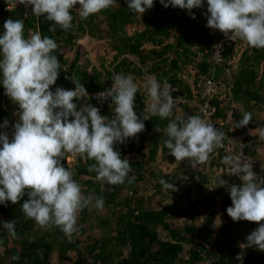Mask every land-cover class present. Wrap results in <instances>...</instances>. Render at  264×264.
Segmentation results:
<instances>
[{
    "label": "clouds",
    "instance_id": "9594fccd",
    "mask_svg": "<svg viewBox=\"0 0 264 264\" xmlns=\"http://www.w3.org/2000/svg\"><path fill=\"white\" fill-rule=\"evenodd\" d=\"M159 2L165 8L172 6L185 9L193 18L195 13L192 9L204 8L206 5V12L203 14L206 16L207 27L219 30L231 40L240 38L249 47L264 48V0ZM5 3L8 8L18 4L32 7L34 15H43L45 19L54 21L67 30L72 26L73 20L70 10L76 5H79V16L87 18L109 8L117 0H5ZM126 4L131 12L143 14L154 6V0H126ZM57 46L54 38L42 36L40 32L25 37L22 19L8 18L4 21L3 31L0 32V85L3 86L5 95L18 106V117L11 124V134L0 131V205L6 206L9 201L15 204L26 194L27 199L23 200L20 207L27 218L44 227L57 226L65 235L71 236L77 229V213L93 199L94 206L102 209L104 198L93 195L85 197L81 185L74 178L73 172L61 162V158L68 152L67 163L70 167L79 163L80 158L81 161L92 160L94 162L88 165V171L95 172L98 180L111 185L123 184L131 171V165L129 159L122 157L114 146L124 144L130 138H137V134L145 129L144 120L147 117L141 118L135 111V97L140 86L130 73H114L113 83L109 88L94 91L97 92L96 99L101 102L110 98L113 113L111 117L102 115L100 109L90 103L77 107L74 98L89 96L83 83L78 86L75 84L72 89L58 86L53 90L51 86L55 85L60 74V61L53 54ZM246 49L248 47L235 50L230 57L224 55V61L216 65L215 77L220 80L219 99L227 107L226 120L219 118L218 122L225 121L223 127L225 124L228 126L224 127V131L227 127L232 131V134H226L245 143L252 141V137L260 136L263 141L259 153L262 152L264 158V133L255 135L253 131L258 127L264 128V119L256 114L255 108L258 107L255 100L251 103L254 106L253 113L245 109L240 120L233 114V107L236 108L237 105L233 93L235 74L240 55ZM214 54L215 52L211 57L212 62ZM202 60L203 56L199 52L195 56V62L188 65L191 66L188 69L194 72L193 75L200 73L199 66L195 63ZM224 62L231 66H225L221 70ZM218 69L221 70L220 73H217ZM231 69L232 73L228 77L226 72ZM142 87L148 97L147 112L161 118L172 116L175 98L171 94L170 84L166 81L162 84L154 75H147ZM249 122L253 130L247 125ZM9 124L5 119L0 123V129L8 128ZM235 125L241 128L236 129ZM164 132L167 136L164 144L175 160L189 158L193 170L205 169L206 179L204 177L202 187L195 184V192H186L189 199H200L199 205L194 204L197 210L205 211L206 204L214 197L209 191L213 186L206 171L207 165H214L211 169L219 172V181H224L219 185H228L221 166L216 165L219 159L217 149L223 145L225 132L199 115L186 113L171 119ZM222 162L228 166L229 173L239 177L241 183L230 185L232 203L229 207L226 201H221L222 196L217 194L214 205L220 202V206H217L219 212L216 213V207L209 209L215 213L211 224L218 228L224 221L225 208L231 217L226 221H264V184L256 181V173L250 170L252 165L241 164L240 157L233 155L223 156ZM192 173H196L193 175L194 180L201 179L198 172ZM128 182L131 183V178ZM159 183L166 190H176V186L164 178ZM188 197L183 198L188 201ZM189 218L192 219L191 216ZM15 224V219L0 220V229L15 234ZM222 230L220 228L213 241L215 244L211 243L212 245L216 246L217 243L222 247L226 242L230 246L238 244L237 229L233 228L230 233H222ZM244 246L264 251V223H259L247 235Z\"/></svg>",
    "mask_w": 264,
    "mask_h": 264
},
{
    "label": "trees",
    "instance_id": "16d2710c",
    "mask_svg": "<svg viewBox=\"0 0 264 264\" xmlns=\"http://www.w3.org/2000/svg\"><path fill=\"white\" fill-rule=\"evenodd\" d=\"M76 10H79V5L70 10L73 16L72 26L65 30L54 21L45 19L43 15H34L32 7L19 4L8 8L5 0H0V32L3 31L4 21L13 18L24 21L25 37L40 32L42 36L54 38L58 46L53 54L60 61V74L55 85L51 87L53 90L58 86L72 89L75 84L78 86L83 83L89 96L74 98L78 108L90 103L97 106L102 115L111 117L113 113L110 98L100 104L93 93L109 88L113 83L114 73L132 74L134 81L140 86L134 108L141 118L147 117V120H144L145 129L137 134V138H130L124 144L118 143L114 146L122 157L129 159L131 165V171L123 184L111 185L98 180L95 172L88 171V165L94 162L92 160L81 161L80 158L79 163L70 167L67 163L68 152L61 158L64 166L73 172L74 178L81 185V190L86 194L91 193L94 197L104 198L102 209L105 213L103 216H97L98 226L102 230L100 236L90 235V238L84 240L80 238L84 233L81 222L89 215L86 207L81 210V222L77 223V229L71 236L65 235L57 226L39 225L33 219L27 218L20 207L23 200L27 199L25 194L15 204L9 201L6 206L0 205V220L16 221L15 234L0 229V264H227L226 261H235L236 254L241 249L239 244L230 246L226 242L222 247L217 243L216 246L212 244H215L213 241L220 228L223 229L222 233H230L233 228L237 230L240 228L241 221L244 223L248 221L232 219V222L226 221L231 217L225 208L224 221L217 228L215 224H211L215 218L214 210L209 209L218 193L222 196L221 201H226L228 207L231 205L230 185H239L241 183L239 177L231 179L227 186L218 185L215 188L214 193H211L214 196L213 200L206 204V212L194 210L195 212H190L192 218L190 221L177 224L170 221V218L177 217L182 211H192L191 209L196 207L186 192L188 190L195 192L193 190L195 184L202 187L204 177L206 179L205 169L198 171L201 179L194 180L193 175L196 173L193 174L189 166L178 169L175 174L169 172L164 175L154 165L159 149L165 155H171L164 144V140L167 139L164 129L171 119L184 116L185 113L203 118L198 110L200 93L195 92L200 88L195 84L210 66L216 67L217 63L212 62L211 57L215 52V42L224 35L217 29H214L216 33L213 34L210 32L212 28L206 26V16L203 14L206 12V5L204 8L192 9L195 13L193 18L185 9L172 6L165 8L159 0H154V6L143 14V22L139 24L137 23L140 13L131 12L127 8L126 0H117V3L109 8L87 18H81L79 11ZM98 19L106 23L108 35L114 38L111 41L115 51L114 63L111 61L109 64L105 57H102L101 63H94L92 68L88 69V64L80 62L81 51L76 45L83 34L104 37ZM138 25L141 28L137 29ZM131 28L132 33L129 32ZM241 41L245 42L239 38V42ZM75 46L77 47L75 56L70 57L66 50ZM225 47L224 55L230 57L232 52H235V43L231 41ZM245 47L248 49L242 52L238 60L236 82L233 87L237 100L233 114L238 120L242 118L245 109L253 113L254 106L251 100H255V105L259 108L260 102L264 99V48L249 47L246 42ZM199 52L203 60L195 64L199 66L200 73L184 76L181 70L195 62V56ZM225 64L226 62L221 65V70L225 66H231ZM220 69L217 73L221 72ZM188 71L190 72L189 69ZM145 74L155 75L162 84L166 81L171 85V94L175 98L172 116L161 118L146 111L148 97L142 87L143 81L140 80V75H144L143 79L146 78ZM213 103L218 109L214 115L218 118L214 122L217 123L219 118L226 120L227 107L221 104L217 96ZM17 107L5 95L4 88L0 85V123L5 119L14 123L18 117ZM226 126L228 124L224 125ZM235 128L241 127L235 125ZM223 132L232 134L229 127ZM252 138L254 140L246 142L244 148L250 155L259 153L258 149L263 141L260 136ZM173 158L175 160L174 156ZM183 162L188 165L190 159L185 158ZM216 165L222 166L220 159ZM263 165V160L258 158L255 170L264 175ZM158 177L172 182L176 190H171V193H176L182 198L188 197V203L171 199L169 204L147 206L146 198L149 196L139 193L140 184L155 182L162 190ZM129 178L131 183L128 182ZM215 211L218 213L219 209ZM199 217L206 221L199 222ZM160 227L163 230L160 231ZM54 252L57 256L52 261ZM246 259L250 264H264V251L249 247Z\"/></svg>",
    "mask_w": 264,
    "mask_h": 264
},
{
    "label": "rangeland",
    "instance_id": "374dc122",
    "mask_svg": "<svg viewBox=\"0 0 264 264\" xmlns=\"http://www.w3.org/2000/svg\"><path fill=\"white\" fill-rule=\"evenodd\" d=\"M148 10L149 9H147L146 11H148ZM76 11L78 12L79 10H76ZM143 14H139V19H138L139 21H138L137 24L143 22ZM97 21L100 22V27H102V33H103L104 37H99L98 36L99 38H97L94 35H90L89 33L83 34V36L77 40V45H76L77 47H79V49L81 51V53H80V62L82 64H84V65L88 64V69H91L94 63L95 64L101 63L102 57H105V59H106V61L108 63L109 62L111 63V61H112V63H114L113 62V55L115 54V51L113 50L112 43H111L112 39H114V38H113L112 35L111 36L108 35L106 23L104 21L99 20V19ZM139 28H141L140 25H138L137 29H139ZM132 30H133L132 28L129 29V32L132 33L133 32ZM210 32H212L213 34L216 33L214 29H211ZM98 34H101V33H98ZM76 46L73 47V48L68 47V48H71V49L64 48V50L68 49V50H66V52L70 53V55H69L70 57H74L75 53H76V50H77ZM190 67L191 66L183 68L182 72H183L184 76H187L188 74H189V76L193 75L194 72H192L190 70L192 72V73H190L188 71V68H190ZM261 71L263 72V69ZM231 73H232V69L228 70L226 72V75L229 77ZM146 75H152V74H145V76ZM140 77H141L140 80L144 81V79H143L144 75H140ZM253 101L254 100H252L251 103H253ZM260 103H261V107L255 108V109L257 111L256 114H258L259 117L262 118V120H263L264 119V99ZM247 125L252 130L254 129L252 127L251 122H249ZM253 131L255 132V135H261L262 133H264V128H259L258 127L257 129H255ZM173 159L174 158H173L172 155H170V156H169V154L165 155L159 149L158 153H157V156H156V160L154 162V165H156L157 169L158 170L160 169V172L164 173V175L168 174L169 172L170 173H174V172L178 171V169H181V168L187 167V166H189V169H190L191 172H198L197 170L195 171V170L192 169L190 163L188 165H186V163H184L183 161H178V160H173ZM71 163H73V162H71ZM191 163L193 164L194 162H191ZM213 166L208 164L207 165L208 168L206 167V171L209 174L210 184L213 186L209 190V191L212 192V194L214 193L215 188L219 184L224 183V181H222V180L219 181V172L213 171L211 169ZM158 178L161 179V177H158ZM190 182H192V181H190ZM216 184H218V185H216ZM139 189H140V192H139L140 194L144 193V194H146V196H149V198L148 197L146 198V200H147V204L146 205L149 206V207L156 206V205H159V204H162V205L169 204V203H171V199H174V200L178 199L179 202L182 201L184 203H188V201H185V198L180 197L178 194H176V193L170 194L171 190H166V189L163 188V186H162V190H161L159 184H155V182H151V183L143 182V183L140 184V188ZM81 191H82V193L84 194L85 197H87L88 195H91V193L90 194L89 193L86 194V192H84L83 190H81ZM124 193H125V190H124ZM199 201H200V199L197 198V201L195 200V201H193V203L199 205ZM94 203H95V201L93 199V201L88 206H86V208H87V210L89 212V215H88V217H87V219L85 221L81 222L82 215L80 216L81 210L85 209V207L82 208L77 213V223L81 222L82 226L84 227V233L83 234L81 233L82 235L79 234V235H81L80 238L82 240L90 238V235L91 236L92 235L100 236V234L102 232V230L98 226L99 219L97 218V216L98 215L103 216V214L105 213V210L104 209H97L94 206ZM216 206L219 207L220 206V202H218V205L212 204V207H216ZM179 209L182 210L181 208H179ZM216 209H218V208L216 207ZM191 210L192 211H187V212L182 211V213L179 214L177 217L170 218V221H174L177 224H184L187 221H190L191 220L189 218L190 217V212H195L197 210V207H194ZM201 221L203 223L204 221H206V219H203L202 217H199V222H201ZM161 230H163L162 227H160V231ZM56 256H57V253L54 252L52 257H51L52 261L56 259Z\"/></svg>",
    "mask_w": 264,
    "mask_h": 264
},
{
    "label": "built area",
    "instance_id": "2783aa9c",
    "mask_svg": "<svg viewBox=\"0 0 264 264\" xmlns=\"http://www.w3.org/2000/svg\"><path fill=\"white\" fill-rule=\"evenodd\" d=\"M19 5V4H18ZM7 6V5H6ZM13 6H10V8ZM233 41L235 43V50L243 49L245 47V42L242 41L239 42V38H236L235 40H231L229 37L223 35L221 38H219L215 42V54H214V62L215 63H222L224 61V51L225 46L228 43H231ZM243 43V44H242ZM219 45V48L217 47ZM216 67L211 66L207 72L202 73L200 78L198 79L197 86H199L200 90H196L195 92L200 93V102H199V112L201 115H203V119L206 120V122L216 125L217 128L220 129V131H224L223 124L225 121L220 120L219 122L215 123L214 115L217 113L218 109L217 106L213 103L214 98L217 96L221 98L219 88H220V80H218L215 77ZM101 92V91H99ZM97 93V92H96ZM94 93L93 95L95 96ZM105 102V101H104ZM104 102L100 101V104H103ZM10 122V121H9ZM11 122L6 129H0L1 131H8L9 134H11L12 128H11ZM224 133V132H223ZM245 142L243 140L236 138L235 136L228 135L224 133L223 138V145L222 147H218L217 156L222 162V158L225 155H233V156H239L240 157V163H249L252 165L251 171H254L256 173L255 179L258 183L264 184V175L260 174L259 172H256L255 167L257 165V159H262V152L258 154H249L245 151ZM259 150V149H258ZM260 152V151H259ZM263 164H264V159ZM264 167V165H263ZM221 169L223 173L225 174V177L227 178V183L231 179H235L238 176L232 173L228 172V166H226L222 162ZM260 222L255 221H248V223H244L241 221V226L238 228L237 232L238 235H241L238 237L237 242L240 245V251L237 252L235 261H226L227 264H250L247 261V253L249 250V247H245L244 243L246 242L247 235L258 226ZM236 229V228H234Z\"/></svg>",
    "mask_w": 264,
    "mask_h": 264
}]
</instances>
